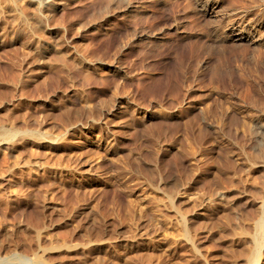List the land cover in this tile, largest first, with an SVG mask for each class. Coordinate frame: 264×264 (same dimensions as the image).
<instances>
[{"label":"rangeland","instance_id":"obj_1","mask_svg":"<svg viewBox=\"0 0 264 264\" xmlns=\"http://www.w3.org/2000/svg\"><path fill=\"white\" fill-rule=\"evenodd\" d=\"M200 1L0 0V264H264V0Z\"/></svg>","mask_w":264,"mask_h":264},{"label":"bare ground","instance_id":"obj_2","mask_svg":"<svg viewBox=\"0 0 264 264\" xmlns=\"http://www.w3.org/2000/svg\"><path fill=\"white\" fill-rule=\"evenodd\" d=\"M48 1V0H47ZM50 1V0H49ZM217 4H219L218 3V0H201L200 1V6H201V9L205 12V13H213V12H216V7H217ZM129 5H131V4H128V6ZM233 24V23H232ZM230 32L227 34V37H229V38H231V39H233V40H238V39H244L245 37H247V36H244V34H243V31H237V29L234 27H230ZM243 29V28H242ZM241 29V30H242ZM179 56L180 57H183L182 56V54H179ZM182 59V58H181ZM180 60V59H179ZM180 62H181V65H182V63H184V62H182L181 60H180ZM184 65V64H183ZM166 74V76H167V83H168V87L170 86V87H172L173 88V86L172 85H179L178 83L179 82H181L182 81V79H180V76H179V74H174V72H169V71H167V73H165ZM165 79H166V77H165ZM165 79H164V81H165ZM166 82V81H165ZM184 82V81H183ZM157 83V82H156ZM167 83H165V84H167ZM182 86V85H181ZM169 87V88H170ZM176 87V86H175ZM171 88V89H172ZM177 88V87H176ZM264 231V230H263ZM263 234V233H262Z\"/></svg>","mask_w":264,"mask_h":264}]
</instances>
